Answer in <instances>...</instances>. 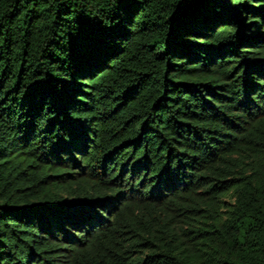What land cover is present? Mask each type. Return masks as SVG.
I'll return each instance as SVG.
<instances>
[{
    "label": "trees",
    "instance_id": "obj_1",
    "mask_svg": "<svg viewBox=\"0 0 264 264\" xmlns=\"http://www.w3.org/2000/svg\"><path fill=\"white\" fill-rule=\"evenodd\" d=\"M0 264H264V0H0Z\"/></svg>",
    "mask_w": 264,
    "mask_h": 264
},
{
    "label": "rangeland",
    "instance_id": "obj_2",
    "mask_svg": "<svg viewBox=\"0 0 264 264\" xmlns=\"http://www.w3.org/2000/svg\"><path fill=\"white\" fill-rule=\"evenodd\" d=\"M231 198L230 197H226V200L229 201Z\"/></svg>",
    "mask_w": 264,
    "mask_h": 264
}]
</instances>
